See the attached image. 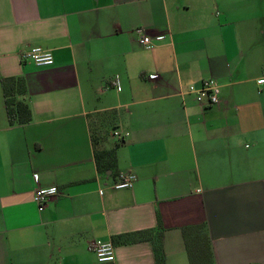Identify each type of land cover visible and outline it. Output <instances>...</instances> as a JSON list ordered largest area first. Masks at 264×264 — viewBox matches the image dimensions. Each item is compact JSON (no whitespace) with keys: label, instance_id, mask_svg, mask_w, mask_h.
Returning <instances> with one entry per match:
<instances>
[{"label":"crops","instance_id":"0c3cea01","mask_svg":"<svg viewBox=\"0 0 264 264\" xmlns=\"http://www.w3.org/2000/svg\"><path fill=\"white\" fill-rule=\"evenodd\" d=\"M34 46L53 64L22 60ZM9 76L25 80L29 123L7 122ZM210 77L219 101L206 106L188 86ZM262 77L264 0H0V264H155L150 240L113 236L158 218L165 264H189L181 229L196 224L212 264H264ZM106 121L127 132L114 173L94 160ZM125 173L133 185L112 188ZM95 239L113 261H97Z\"/></svg>","mask_w":264,"mask_h":264},{"label":"trees","instance_id":"16d2710c","mask_svg":"<svg viewBox=\"0 0 264 264\" xmlns=\"http://www.w3.org/2000/svg\"><path fill=\"white\" fill-rule=\"evenodd\" d=\"M2 94L7 122L9 125L26 124L32 120L29 104L22 98L26 93V83L22 76H9L1 80ZM103 136L93 135L94 160L99 173H114L116 168V145L111 148L99 146ZM189 264H212L211 244L205 224L184 226L181 229ZM163 227L158 218L157 228L113 236L115 241H135L148 239L153 245L155 264H165L163 251Z\"/></svg>","mask_w":264,"mask_h":264},{"label":"built area","instance_id":"2783aa9c","mask_svg":"<svg viewBox=\"0 0 264 264\" xmlns=\"http://www.w3.org/2000/svg\"><path fill=\"white\" fill-rule=\"evenodd\" d=\"M139 33L138 43L144 47H150L153 45L152 38L143 32L142 29H137ZM154 39L160 41L163 39V35L157 34ZM22 60H30L37 66H49L53 64V54L51 50L42 48L40 46H34L27 51L20 54ZM155 76L154 74L151 77ZM264 83V77L257 79V84ZM113 84L116 88L120 89L118 76L113 78ZM188 91L195 94V99L211 106L219 101V85L214 78H206L203 80L200 87L188 86ZM127 135V132H120L115 130L113 136L116 140L120 141ZM136 176L133 173L123 174L118 181L112 184V188H129L133 185ZM58 193L56 186L38 187L33 192V200L36 203L38 210H42L45 203ZM90 249L94 252L97 261L100 263L111 262L114 260V246L109 240L95 239L90 243Z\"/></svg>","mask_w":264,"mask_h":264},{"label":"rangeland","instance_id":"374dc122","mask_svg":"<svg viewBox=\"0 0 264 264\" xmlns=\"http://www.w3.org/2000/svg\"><path fill=\"white\" fill-rule=\"evenodd\" d=\"M114 126L111 122L106 121L101 126H93V133L95 136H103L102 145L109 148L114 145L115 137L113 136ZM117 141V140H116ZM96 262V260H94Z\"/></svg>","mask_w":264,"mask_h":264}]
</instances>
